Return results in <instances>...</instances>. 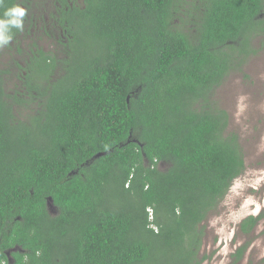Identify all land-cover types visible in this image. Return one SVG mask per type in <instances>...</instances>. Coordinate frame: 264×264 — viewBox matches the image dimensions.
<instances>
[{
    "label": "trees",
    "instance_id": "1",
    "mask_svg": "<svg viewBox=\"0 0 264 264\" xmlns=\"http://www.w3.org/2000/svg\"><path fill=\"white\" fill-rule=\"evenodd\" d=\"M46 2L0 0L26 12L0 46V264H202L246 169L211 93L264 50V0Z\"/></svg>",
    "mask_w": 264,
    "mask_h": 264
},
{
    "label": "rangeland",
    "instance_id": "2",
    "mask_svg": "<svg viewBox=\"0 0 264 264\" xmlns=\"http://www.w3.org/2000/svg\"><path fill=\"white\" fill-rule=\"evenodd\" d=\"M36 1L40 13L47 17L50 7L46 0L42 1L47 11L41 0ZM47 19L45 22L50 21ZM51 31L54 38L38 39L46 51L61 49L56 40L59 33L55 28ZM34 32L19 45L29 48L38 36L45 34L40 25ZM17 55L22 58V54H14ZM10 57L9 52H1L0 68ZM14 81V78L9 81L10 89L15 88ZM211 97L228 112L227 134L239 135L246 169L203 221L204 243L199 255L209 256L202 264H264V218L249 234L240 230V223L246 217L264 212V50L251 56L243 70L229 73ZM51 210L58 211L54 205Z\"/></svg>",
    "mask_w": 264,
    "mask_h": 264
},
{
    "label": "clouds",
    "instance_id": "3",
    "mask_svg": "<svg viewBox=\"0 0 264 264\" xmlns=\"http://www.w3.org/2000/svg\"><path fill=\"white\" fill-rule=\"evenodd\" d=\"M25 14V9L19 6H13L6 10L4 15L7 19H0V46L7 44L11 39L9 26L22 29Z\"/></svg>",
    "mask_w": 264,
    "mask_h": 264
}]
</instances>
